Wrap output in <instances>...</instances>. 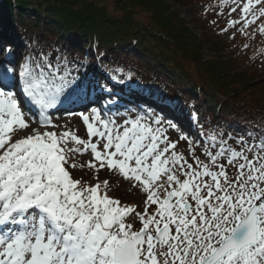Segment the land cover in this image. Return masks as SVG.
Returning a JSON list of instances; mask_svg holds the SVG:
<instances>
[{
	"label": "snow or ice",
	"instance_id": "1",
	"mask_svg": "<svg viewBox=\"0 0 264 264\" xmlns=\"http://www.w3.org/2000/svg\"><path fill=\"white\" fill-rule=\"evenodd\" d=\"M233 3L230 14L239 9V17L220 32L264 34V21L257 23L264 0ZM9 63L0 65V264H264V138L249 144L241 137L236 150L221 137L215 153L205 146L210 163H203L195 141L171 121L144 112L117 125L92 108L78 113L90 138L84 140L58 132L50 110L108 87L73 76L66 60ZM17 86L37 108L39 124L53 130L27 131L34 114L19 102ZM169 129L180 133L178 141ZM179 141L189 145L195 169L175 150ZM88 150V167L116 171L146 193L142 213L111 198L108 180L88 185L72 178V158ZM224 158L226 165L219 163ZM149 205L157 206L151 214ZM137 218L142 227L133 230L128 221Z\"/></svg>",
	"mask_w": 264,
	"mask_h": 264
},
{
	"label": "trees",
	"instance_id": "2",
	"mask_svg": "<svg viewBox=\"0 0 264 264\" xmlns=\"http://www.w3.org/2000/svg\"><path fill=\"white\" fill-rule=\"evenodd\" d=\"M39 1L46 6L36 7L27 18L28 1L0 0V31L11 32L14 27L22 41L18 49L22 54L35 57L38 46L46 56L58 51L78 69L85 64L90 71L95 66L106 81L117 86H149L157 94V90L169 94L172 101L181 98L174 104L181 111L188 101L200 100L198 121L207 137L221 130L247 136L264 132V104L244 100L246 92L254 93L252 99L264 96V82L254 83L257 75L236 71L233 63L224 60L227 46L218 41L221 49L213 44L209 47L217 57L203 62L199 52L205 51L206 43L199 41L200 50L194 48L193 42L199 39L169 2L113 0L114 16H109V7L91 0ZM177 1L185 8L202 3ZM139 13L149 14L150 25L136 21ZM69 34L73 45L66 49L62 38ZM186 81L196 84L188 90ZM179 123L185 126L184 121ZM187 124L191 125L189 120Z\"/></svg>",
	"mask_w": 264,
	"mask_h": 264
},
{
	"label": "rangeland",
	"instance_id": "3",
	"mask_svg": "<svg viewBox=\"0 0 264 264\" xmlns=\"http://www.w3.org/2000/svg\"><path fill=\"white\" fill-rule=\"evenodd\" d=\"M23 1L29 2L28 11L24 13L27 18H30L34 15L36 7L41 6L44 8L46 6L42 1L39 0ZM91 1L99 6L109 7V16H114V13L112 12L114 8L113 0ZM165 1L169 2L174 6V11L176 15L180 16L186 21L189 30L196 35H194L195 38L197 37L199 39L196 40V42H193L194 48L200 50L199 41L206 43L205 51L203 52L201 49L199 52L201 53V59L203 62L208 61L210 58L217 57V54L215 52L216 50L210 49L209 47H211L210 45L213 44L215 47L221 49V46L216 43V41H218L227 46V49H224L225 51L223 52L224 60L233 63V66L235 67L236 71H246L249 74H254L255 76L257 75L256 77L258 79L255 78L254 83L264 82V34H260L257 31L256 35L254 36H245L242 35L237 29H230L227 33L220 32V29L226 26L227 21L229 19L235 20L239 17V9H237L236 13L230 14V9L236 6L233 3V0H215L213 3L212 0H209V2L203 3L201 6L199 5L188 8L179 6L177 2H180L177 0ZM256 7L258 8L259 5H257ZM2 19L5 18L3 17ZM150 20L151 18L147 13H139L138 16L136 15V21L138 23L142 22L143 24L148 26L150 25ZM14 21L16 20L14 19ZM261 21H264V18H261V20L257 23L259 24ZM253 29H255V26H253ZM208 32H213L216 35L215 38L213 37V39L210 35H208ZM72 37L73 36L69 34L64 35V37L62 38V43L64 44V47L66 49H68V47H72ZM7 42L9 43L11 48L6 45ZM245 44L249 45V47L245 48ZM20 45L21 40L18 34L14 31V27L13 31L11 32L0 31V47H2V50L0 49V62L5 63L6 61H10L11 63H9L7 66L11 67L12 64L18 65V63L23 62L24 59L39 60L43 56H45L40 46H38L40 55H38V57L36 56V59L31 58L27 55H18L17 49L20 47ZM6 50H10L11 55H6ZM50 60L53 64L57 63V60H59L60 62L62 61L59 57L58 52H54L50 57ZM63 62L64 61H62L61 64H63ZM68 67L72 69L73 76H83L85 78H88L83 74V72H81L82 70L76 68L73 63L68 62ZM82 68L84 69L85 67L82 66ZM92 75L93 81H98L100 84H103L104 78L102 77L100 72H98L97 69L92 68ZM179 77H182V74ZM185 83H187V85H185L186 89L188 90L191 89L189 85L196 84L193 81H186ZM108 89L110 91L105 92L100 88H97L95 91H92L90 93L87 99H84L82 101L69 102L68 100H63L62 104H64L65 106H62L58 110H52L51 112V119L53 123L60 126L57 131H72L75 132V134L81 139L89 140L90 138L87 136V126L83 124L82 117L78 115V113L83 112L85 114H89L91 112V109L94 108L92 107V105H95L94 103L99 104L101 101L103 103L102 105L104 106V108H106V111L109 109H113L116 106L119 108V110L116 112H114L115 109L112 110V112L107 111L108 114H105V111L102 109L103 107L101 104L97 106V108H95L102 109L103 117L106 119L110 117L112 120L115 121L117 125H122L125 119H134L138 115H143L144 112H149L152 116L162 117L165 121H169L166 117H171L172 119L179 121L183 120L184 118H187L188 120L192 121L191 123L193 125L196 123L197 120L196 117L198 112V106L199 104L201 105V101L195 99L192 102L188 101L185 108L181 112H176L175 110H173L175 106H172V100L170 99L169 94L163 93L164 91L157 90L159 92V94H157L155 93L154 89L150 88L149 86H145L144 88H135L133 86H130L123 89L122 87L118 88L117 86L110 85ZM118 89L120 91H118ZM14 91L16 92V94L18 93L15 89ZM19 93L21 94V97H17L21 105L24 108L29 109L34 114L33 116L27 117L30 126L27 131H31V129H37L41 132L45 130H53L51 127L46 128L39 124L38 117L35 116L38 111L37 108L35 110V107L29 104L24 94L21 91H19ZM253 94L254 93L246 92V94L244 95V100H251V102L260 105L262 103L264 104V96L257 95V99H252L251 96ZM180 99L181 98L173 101L177 103ZM140 102L148 103L154 106L155 110L158 111L157 115L154 114L152 111L142 110ZM110 103L113 104L111 108L108 107V104ZM71 113L77 114L73 115ZM200 130H202L201 127H198L196 129L194 126H192V129L187 130L188 132H184L183 130L182 132L188 135L189 139L195 141V156L198 157L203 163H210L208 157L204 154L205 146H209L208 150L215 153L219 143H213L209 140L210 144L206 145V143L203 141L204 135L202 132H199ZM179 135L180 133H177L176 131L171 129H169V131L167 132V136L172 141H178ZM221 137L227 140L229 147L236 150H240L241 146L237 142L239 139H234L231 141V139L233 138L232 134L226 133L222 135L219 133V136L215 137L214 141H218V139H221ZM16 138L17 136L14 135L13 141ZM261 138H264V134L261 135L260 139ZM96 139L97 138H91L92 142H96ZM256 140L258 139L256 138ZM68 147H79L83 149V146H77L71 143L68 145ZM175 150L178 153L182 154L186 158L187 162L193 165L194 169L197 167L195 159L189 151V145L185 141H179ZM248 155L249 158H251L252 153H248ZM72 159L76 164V168H71V170H69L73 179L81 180L82 184L88 185H95L98 182L103 185V182L105 180H108L109 184L107 188V194L111 198L119 200L121 206L133 207L137 212L141 213L144 211L146 193H144L141 188L133 187L132 183L125 180L116 171H109L106 167L99 169V171H96L95 169L88 167V162L90 160L94 161V156L90 150H88L87 152H83V154H76ZM219 163L226 165V158L221 159ZM81 165H83V167H81ZM213 170L218 169L214 167ZM226 171L231 177H234L236 175L235 169H233L231 166H226ZM91 176L98 177L101 180L92 184V180L94 178H92ZM183 178L184 177L181 176V179ZM103 194L104 191L102 187L101 195ZM129 204H133V206ZM156 207V205H149L148 212L150 214L153 213ZM128 222L133 224V230H139L142 227V223L139 221L138 218L129 220ZM135 224H137V227H135Z\"/></svg>",
	"mask_w": 264,
	"mask_h": 264
},
{
	"label": "bare ground",
	"instance_id": "4",
	"mask_svg": "<svg viewBox=\"0 0 264 264\" xmlns=\"http://www.w3.org/2000/svg\"><path fill=\"white\" fill-rule=\"evenodd\" d=\"M0 65H4V63L3 62H0ZM0 70H2V69H0ZM15 90L19 93V91H20V88H19V86H17L16 88H15ZM17 93V96L18 97H21V94L19 93L18 94ZM27 99V98H26ZM28 100V99H27ZM62 100H63V98H62ZM28 102H29V104H31V105H33L29 100H28ZM62 106H65L64 104H59L58 105V107H57V109H55V110H58L59 108H61ZM35 110H36V107H35ZM119 110V108L116 106V109L114 110V112H116V111H118ZM107 111H109V110H107ZM50 112H52V110H50Z\"/></svg>",
	"mask_w": 264,
	"mask_h": 264
}]
</instances>
